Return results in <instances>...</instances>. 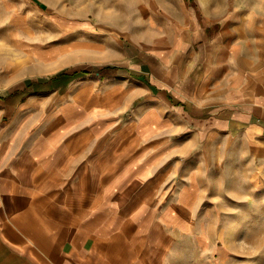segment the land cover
Instances as JSON below:
<instances>
[{
    "label": "crops",
    "instance_id": "obj_1",
    "mask_svg": "<svg viewBox=\"0 0 264 264\" xmlns=\"http://www.w3.org/2000/svg\"><path fill=\"white\" fill-rule=\"evenodd\" d=\"M116 8V45L93 67L103 73L64 71L95 77L89 93L104 83L107 102L91 96L46 124L0 127V264H157L146 253L161 248L152 238L161 230L146 221L174 226L161 215L176 203L148 206L170 152L146 141L238 136L245 155L264 159V3Z\"/></svg>",
    "mask_w": 264,
    "mask_h": 264
},
{
    "label": "rangeland",
    "instance_id": "obj_2",
    "mask_svg": "<svg viewBox=\"0 0 264 264\" xmlns=\"http://www.w3.org/2000/svg\"><path fill=\"white\" fill-rule=\"evenodd\" d=\"M120 1L0 0V127L46 124L67 107L87 106L91 96L95 105L107 102L99 92L104 83L89 93L92 75L54 76L108 63ZM127 15L131 21L137 13ZM212 136L146 141L170 152L159 158L148 206L176 203L161 215L174 226L146 221L147 231L161 230L152 236L161 248L146 253L157 264H264V159L245 155L238 136Z\"/></svg>",
    "mask_w": 264,
    "mask_h": 264
},
{
    "label": "trees",
    "instance_id": "obj_3",
    "mask_svg": "<svg viewBox=\"0 0 264 264\" xmlns=\"http://www.w3.org/2000/svg\"><path fill=\"white\" fill-rule=\"evenodd\" d=\"M106 67H107V66H105V67H96V68H93V70H94V71H97L98 74L100 75V74L103 73V71L106 69ZM61 75H64V71L57 73L54 77L56 78V77H59V76H61ZM38 82H40V80H39ZM38 82H37V83H38ZM32 83H33V82H29L28 85H27V87H30V86L32 85ZM0 98H1V97H0Z\"/></svg>",
    "mask_w": 264,
    "mask_h": 264
}]
</instances>
